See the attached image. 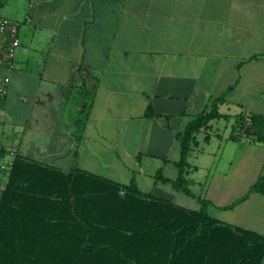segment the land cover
<instances>
[{
    "label": "crops",
    "instance_id": "1",
    "mask_svg": "<svg viewBox=\"0 0 264 264\" xmlns=\"http://www.w3.org/2000/svg\"><path fill=\"white\" fill-rule=\"evenodd\" d=\"M0 15L20 41L9 60L0 50L3 159L134 182L176 204L181 193L191 209L201 198L212 217L264 235V193L252 190L264 139L236 122L264 118V0H0ZM221 95L184 166L188 195L174 186L176 137Z\"/></svg>",
    "mask_w": 264,
    "mask_h": 264
},
{
    "label": "trees",
    "instance_id": "2",
    "mask_svg": "<svg viewBox=\"0 0 264 264\" xmlns=\"http://www.w3.org/2000/svg\"><path fill=\"white\" fill-rule=\"evenodd\" d=\"M212 99L177 135L176 189L193 195L184 166L195 135L221 115ZM146 116H155L151 108ZM238 131L264 139V118L238 115ZM241 134V133H240ZM239 135H237L238 137ZM234 137V138H237ZM5 156L0 150V160ZM252 190L264 193V176ZM245 198V197H244ZM244 198L225 207L234 208ZM80 169L15 154L0 196V264H261L264 235Z\"/></svg>",
    "mask_w": 264,
    "mask_h": 264
},
{
    "label": "built area",
    "instance_id": "3",
    "mask_svg": "<svg viewBox=\"0 0 264 264\" xmlns=\"http://www.w3.org/2000/svg\"><path fill=\"white\" fill-rule=\"evenodd\" d=\"M19 45L18 23L0 15V50L4 55V59H11ZM9 86L10 78L0 77V99H4L7 96ZM239 134L245 136L244 130L239 131ZM14 157L15 153L11 152L8 160H0V178L7 177ZM2 186L3 182L0 179V188H2Z\"/></svg>",
    "mask_w": 264,
    "mask_h": 264
},
{
    "label": "rangeland",
    "instance_id": "4",
    "mask_svg": "<svg viewBox=\"0 0 264 264\" xmlns=\"http://www.w3.org/2000/svg\"><path fill=\"white\" fill-rule=\"evenodd\" d=\"M175 198H176L177 204L195 208V206L193 205L194 203L193 200H190V198L185 197L183 194L181 193L175 194Z\"/></svg>",
    "mask_w": 264,
    "mask_h": 264
}]
</instances>
